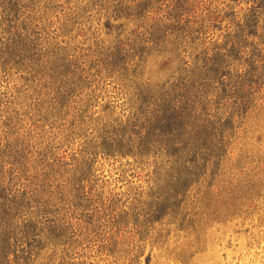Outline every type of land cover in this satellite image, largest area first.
I'll return each mask as SVG.
<instances>
[{
	"label": "trees",
	"instance_id": "obj_1",
	"mask_svg": "<svg viewBox=\"0 0 264 264\" xmlns=\"http://www.w3.org/2000/svg\"><path fill=\"white\" fill-rule=\"evenodd\" d=\"M55 1L0 0L2 57H44L57 99L111 85L127 111L105 125L99 144L84 147L71 193L91 177L98 153H120L146 167L154 182L143 201L147 220L169 215L178 229L197 235L210 221L235 214L238 189L225 164L261 85L264 0H75V16L95 12L114 35L99 50L76 54L51 44L26 15L41 4L55 8ZM9 157L0 146V264L16 262L10 254L26 260L73 239L70 220L46 192L49 184L22 181L23 169Z\"/></svg>",
	"mask_w": 264,
	"mask_h": 264
},
{
	"label": "rangeland",
	"instance_id": "obj_2",
	"mask_svg": "<svg viewBox=\"0 0 264 264\" xmlns=\"http://www.w3.org/2000/svg\"><path fill=\"white\" fill-rule=\"evenodd\" d=\"M55 3L50 10L41 4L26 13L51 44L76 54L114 39L95 12L75 16V0ZM1 49L0 42V146L13 167L23 169L22 181L49 184L46 192L70 220L73 238L54 250L33 251L26 260L10 254L17 260L13 264H264V70L226 157H231L225 166L237 185L238 210L210 221L196 235L178 229L169 215L147 220L143 201L154 182L132 156L98 153L91 177L71 193L69 180L84 147L99 144L105 125L127 112L123 98L111 85L99 84L91 95L85 88L57 99L44 57H2ZM257 53L264 57V51Z\"/></svg>",
	"mask_w": 264,
	"mask_h": 264
}]
</instances>
